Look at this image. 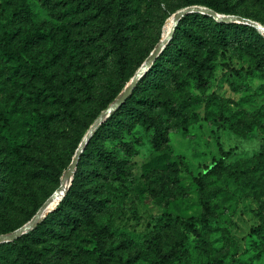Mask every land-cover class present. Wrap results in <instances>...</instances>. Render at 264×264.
<instances>
[{
  "label": "rangeland",
  "instance_id": "rangeland-1",
  "mask_svg": "<svg viewBox=\"0 0 264 264\" xmlns=\"http://www.w3.org/2000/svg\"><path fill=\"white\" fill-rule=\"evenodd\" d=\"M25 1L30 12L23 33L38 37L34 56L43 59L48 72L74 102L77 119L53 124L60 136L54 160L63 174L32 181L33 198L24 199L28 193L21 191V201L9 214L0 204L2 217H7H0V231L22 227L61 186L95 115L105 111L103 100L119 91L121 96L127 89L169 34L175 13L205 7L203 0H132L126 26L129 52L119 71L103 17L77 9L74 0ZM215 1L223 6L220 14L264 25L262 0ZM235 34L241 39L224 45L211 37L202 43L183 40L201 64L199 70L174 53L169 59L170 73L140 81L138 93H150L173 107L154 110L168 128V145L156 149L153 129L140 124L121 123L117 133L106 129L99 142L125 159L130 169L123 184H91L106 186L102 196L110 200L100 223L108 225L112 233L105 241L99 240L96 228L67 234L66 240L45 236L33 242V248L43 253L47 264H157L159 249L167 250L177 240L180 223L202 214L197 178L218 159L224 160L232 174H207L210 222L187 232L186 244L167 264H202L217 257L229 264H264V33L251 25L238 28ZM81 83L84 88L88 85L89 92L81 90ZM39 85L16 73L13 64L0 60V106L14 108L15 118L31 107L29 99L33 100ZM52 105L57 114L58 105ZM222 150L230 152L229 156ZM92 153L90 159L80 160L84 172L97 165L95 151ZM5 177L0 173V197L7 186ZM73 179L74 175L70 186ZM28 241L32 243L30 238ZM0 245V264H27L8 242Z\"/></svg>",
  "mask_w": 264,
  "mask_h": 264
},
{
  "label": "trees",
  "instance_id": "trees-1",
  "mask_svg": "<svg viewBox=\"0 0 264 264\" xmlns=\"http://www.w3.org/2000/svg\"><path fill=\"white\" fill-rule=\"evenodd\" d=\"M77 9L94 13L97 18L103 17L106 21L107 34L111 38V55L116 59L117 68L122 71L126 65V53L129 52L130 33L126 26L129 23L128 16L133 8L132 0H74ZM264 2V0H262ZM205 7L217 12H222L223 6L215 0H203ZM30 9L24 0H1L0 4V60L13 64L16 73H20L29 80L40 83L33 92V100L29 99L30 108L21 113L20 117H14V108L0 106V173L6 176L4 194L0 197V217L4 220L3 212L9 214L18 202L21 201L22 192L28 193L26 198H33L34 180L50 179L57 175L60 177L63 170L54 160L59 133L54 130V123L59 120H76L75 104L68 98L56 82L53 74L47 70L43 59L34 56V50L39 42L38 37L23 33V24L27 20ZM251 26L244 23L226 22L217 20L213 16L204 13H190L182 17L176 26L172 39L163 51L155 59L149 70L138 81L133 92L127 100L96 129L90 137L87 145L81 153L76 168L72 185L66 195L63 196L57 208L44 220L40 221L33 229L8 244L17 249L19 256L27 264H47L43 253L33 248V242L44 240L45 236L64 238L78 230L96 228L99 240L107 238L112 233L108 225L100 223L101 214L106 203L110 200L102 196L106 186L91 187L93 182H118L125 183L130 176L128 162L119 154L105 148L99 142V136L110 129L117 133L116 126L121 123L140 124L153 129L152 144L156 149L166 147L170 141L168 128L154 114L156 108L172 110L169 102L158 99L150 93H138L140 81H152L155 75L168 74L172 71L171 56L177 53L194 70H199L201 64L192 53L191 47L183 40H191L194 43H202L211 37L215 42L224 45L229 40H240L236 35L238 28ZM254 27V26H252ZM234 34V35H233ZM264 62V45L262 51ZM95 66L96 63H95ZM81 90L89 92V87ZM120 92V91H119ZM111 93L103 100L102 110H107L120 96V93ZM52 104H57L59 112H52ZM20 114V113H19ZM100 113L94 119L100 117ZM129 146H127L128 149ZM95 151L97 159L96 167L89 173L80 167V160L91 158ZM224 156L230 152L221 151ZM34 164V165H32ZM95 166V164L93 165ZM34 167V168H33ZM29 170V171H28ZM223 171L232 174L225 165L223 159L215 160L205 168V172L197 178L200 187V203L203 212L199 217H192L180 223L181 230L177 234V240L167 250L159 249V261L157 264H167L177 257L188 240V233L197 230L200 224L207 225L210 222L212 206L209 201V186L206 180L207 174ZM22 191V192H21ZM36 212L32 213L26 222L30 221ZM26 224V223H25ZM24 224V225H25ZM17 227H8L0 231L8 234ZM30 238L31 242L28 241ZM2 245H0L1 247ZM202 264H229L224 258L217 257Z\"/></svg>",
  "mask_w": 264,
  "mask_h": 264
},
{
  "label": "water",
  "instance_id": "water-1",
  "mask_svg": "<svg viewBox=\"0 0 264 264\" xmlns=\"http://www.w3.org/2000/svg\"><path fill=\"white\" fill-rule=\"evenodd\" d=\"M194 12L208 14V15L213 16L217 20H222V21H226V22L236 21V22H242L245 24H249V25H252V26L260 29L264 33V25H262L258 21H255L253 19L246 18V17H241V16H231V15L220 14L217 11L212 10L208 7H201V6L189 7V8L182 9V10L178 11L177 13H175V25H174L171 33L168 36L163 37L161 39L160 43L155 48L151 58L142 65V67L140 68L138 73L132 78L130 84L127 86V89L122 93V95L107 110H105L100 115V117L92 125V127L89 130L88 135L85 137V139L82 141L81 145L77 149V151L74 155V158L72 160V163L66 171L65 178L67 176L71 177L74 175L76 168L78 166V162H79L81 153L83 152L85 146L87 145L90 137L93 135V133L96 131V129L102 124V122H104L111 115L112 112L117 110L127 100V98L130 96V94L133 92L134 88L136 87L138 81L149 70V68L154 63L155 59L159 56V54L163 51V49L168 44V42L172 39V37L175 33L176 26L178 25V23L182 19V17H184L187 14L194 13ZM65 178L62 181L61 186L55 191V194L57 192H59V190H61L62 188L65 189V193H67L71 182L68 186H66ZM50 202H51V197L44 203V205L39 209V211L36 213V215L30 221H28L25 225H23L22 227L16 229L15 231H13L11 233L1 234L0 235V243L10 242V241L17 239L18 237L22 236L23 234L27 233L29 230L33 229L43 218H45L48 215V213H50V212L46 213V208Z\"/></svg>",
  "mask_w": 264,
  "mask_h": 264
},
{
  "label": "bare ground",
  "instance_id": "bare-ground-1",
  "mask_svg": "<svg viewBox=\"0 0 264 264\" xmlns=\"http://www.w3.org/2000/svg\"><path fill=\"white\" fill-rule=\"evenodd\" d=\"M174 17V23H173V25H171L172 27H171V30H170V32H169V34L171 33V31H172V29H173V27H174V25H175V15L173 16ZM168 34V35H169ZM167 35V36H168ZM70 182H71V177L70 176H67L66 178H65V183H66V186H68L69 184H70ZM65 195V189H61V190H59V192H57L56 194H55V192H54V194L51 196V202L49 203V205L47 206V208H46V213H48V211L53 207V206H55V205H57V204H59V202L61 201V199H62V197Z\"/></svg>",
  "mask_w": 264,
  "mask_h": 264
}]
</instances>
